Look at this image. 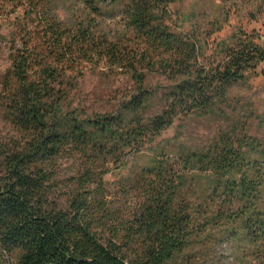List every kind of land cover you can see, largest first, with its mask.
<instances>
[{
    "label": "trees",
    "instance_id": "trees-1",
    "mask_svg": "<svg viewBox=\"0 0 264 264\" xmlns=\"http://www.w3.org/2000/svg\"><path fill=\"white\" fill-rule=\"evenodd\" d=\"M73 1L86 19H60L63 0H0V30L11 28L0 106L21 136L0 143V264H190L207 243L225 246L231 264H264V141L221 135L173 158L160 152L129 185L126 213L104 198L103 181L178 116L213 112L264 63V46L238 37L206 64L196 39L169 24L175 0ZM109 10L126 28L116 41L89 20ZM101 61L134 88L115 111L89 113L71 100L72 76ZM147 73L173 83L158 115H149ZM75 156L77 188L60 203L55 165Z\"/></svg>",
    "mask_w": 264,
    "mask_h": 264
},
{
    "label": "rangeland",
    "instance_id": "rangeland-1",
    "mask_svg": "<svg viewBox=\"0 0 264 264\" xmlns=\"http://www.w3.org/2000/svg\"><path fill=\"white\" fill-rule=\"evenodd\" d=\"M63 1L64 11L58 12L60 19L65 22L72 18L86 19L88 13L82 4L73 0ZM169 12L171 28L196 39L206 64L219 63L224 55L220 56L216 48L226 45L223 51L235 49L238 37L254 35L258 38L254 40L264 46V0H175L169 6ZM89 20L93 32L97 36H106L110 41H116L126 33L117 10H109L102 18L91 16ZM10 32L11 28L7 26L0 30V90L1 77L9 66ZM79 68V72L72 76L75 90L71 93V100L89 113L113 112L133 91L129 75L110 69L104 61L84 62ZM144 87L154 94L149 115H158L173 83L159 73H147ZM221 135L264 141V63L233 85L225 101L213 112L178 116L153 143L139 154L128 157L124 167L112 168L103 177L104 198L112 201L115 208L123 207L126 213L128 204L136 197L129 190V185L152 157L163 152L173 158L179 150H201ZM20 137V133L3 116L0 106V143L6 145ZM80 164L78 156L57 160L53 195L60 203L77 188L73 180L78 176ZM122 184L126 185V194ZM196 249L193 258L189 259L190 264H210L209 257L220 261L219 264H231L226 259L225 246L207 243Z\"/></svg>",
    "mask_w": 264,
    "mask_h": 264
}]
</instances>
